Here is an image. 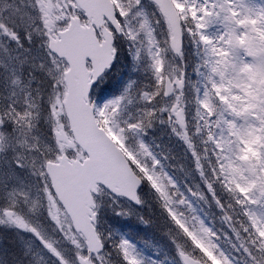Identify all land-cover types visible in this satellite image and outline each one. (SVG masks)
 <instances>
[{
    "label": "snow or ice",
    "instance_id": "6c2138e0",
    "mask_svg": "<svg viewBox=\"0 0 264 264\" xmlns=\"http://www.w3.org/2000/svg\"><path fill=\"white\" fill-rule=\"evenodd\" d=\"M153 2L168 30L163 43L156 37L153 21L145 12L137 10L141 0H120L119 7L113 4L114 20L105 15L102 25L94 21L81 0H30L37 15L29 17L23 35L15 33L13 36L17 48L23 52L9 56L8 64L0 61V76L4 72L10 73L11 84L18 89L11 95L24 96L23 110L15 102L0 104V200L4 201L0 206V225L14 226L33 234L55 257L56 264H145L130 241H112L110 235L99 230L98 222L105 197H110L114 204L119 203L120 198L142 204L139 188L147 182L176 227L174 243L181 264H213L216 259L223 264H264V215L257 211L264 208V154L260 163L255 160L241 163L238 156L232 155V152L242 155L236 147L238 144L243 147L240 137L245 143L250 142L248 133H254L255 127L246 121L245 127L237 132L238 126L229 123L223 112L216 110V101H223L228 95L224 91L225 85L237 93L239 99L246 91L243 73L249 67L264 69V5L255 7L249 5L248 0H225L227 8L221 0ZM222 13L226 25L239 21L241 27L235 32L227 30L217 43L207 35V26L213 19H221ZM245 16L250 18L249 21H245ZM251 20L258 22L255 27ZM77 26L90 28L98 39L106 42L107 55L98 61L93 55H85L82 74L78 77L79 106L86 127L90 125L100 138L96 146L76 139L68 110L73 94L71 81L78 65L64 45ZM186 33L198 44L205 45L210 57L202 64L207 70L204 74L206 82L202 98L197 89L196 102L202 108H197L194 125L190 124L186 112L185 71L182 67L170 66L165 55L170 48L183 56ZM121 36L136 45L137 58L146 43L156 87L152 91H143L138 97L130 84L123 95L98 105L93 97L104 92L111 82V74L117 71ZM25 40L36 47H25ZM37 40H42V45H37ZM240 41H248L249 46L239 47ZM240 52L242 57L238 55ZM26 65L32 69L27 82L23 75ZM165 67L168 74L162 70ZM36 72L42 73L43 78H38ZM34 80H39V87L32 88ZM170 96L174 99L168 103ZM137 103H143L145 107L129 111ZM261 107L264 108V104ZM225 109L234 117L243 114L242 104L225 105ZM42 113L45 122L51 126L50 137L39 127ZM163 114H167V122L173 125L172 131L191 151L196 169L228 222L231 235L225 234L224 239L231 251L221 247L220 234L195 214L196 209L188 196L179 190L161 159L141 138L155 121L165 122L161 119ZM253 124L264 128V111L258 112V120ZM215 128H220L219 134L213 130ZM108 129L121 136L122 151L116 152L119 145L108 140L105 135ZM65 133L72 137L74 147L63 141ZM196 137H202L199 147ZM105 145L111 147L121 166L126 164L124 171L130 169L134 174L127 186L88 181L92 172L103 163ZM53 162L63 167L57 168ZM237 168L248 180L256 182L251 191L237 187L240 175L235 171ZM24 170L34 182L28 183L21 178ZM74 170L83 177L82 191L85 193L75 222L68 212L66 194L59 183ZM217 184L228 194L227 204L217 196ZM189 192L204 198L200 192L191 189ZM38 206L47 214L50 222L47 227L33 219ZM182 206L186 211L181 210ZM116 214L130 213L121 207ZM233 252L241 256L236 257ZM36 255L37 264H42L43 257Z\"/></svg>",
    "mask_w": 264,
    "mask_h": 264
},
{
    "label": "rangeland",
    "instance_id": "374dc122",
    "mask_svg": "<svg viewBox=\"0 0 264 264\" xmlns=\"http://www.w3.org/2000/svg\"><path fill=\"white\" fill-rule=\"evenodd\" d=\"M112 1L117 7L120 6V0H112ZM174 3H177V2H174ZM221 3H224L225 8L228 7L225 0H221ZM248 4L254 5L255 7H260L264 5V0H248ZM137 10L145 12L149 18H150L151 12H153L151 16L154 15V11H153L154 9L148 4L147 0H141L140 8ZM36 15L37 13L35 12L34 7L30 6V0H0V45H2V47H0V61H3L5 64H8L9 56L15 57L17 54L23 52V49L17 48L13 40V36L15 33H21V35H23L22 32L25 30L29 22V17H35ZM244 19L245 21H249L250 18L245 16ZM251 23L253 27H255L258 22L255 20H251ZM207 27H208L207 35L209 37H212L213 39H216L217 43H219L218 38L221 35H223L227 30L231 29L233 32H235V30L240 28L241 25L239 21H237L235 24L226 25L223 19V13H222L221 19H218V20L213 19L212 23L209 24ZM159 35L161 37V41L160 39L159 41L163 43L168 37V30H167L166 24H165L164 29L159 32ZM159 35H158V38H159ZM141 39H143V37H141ZM24 44H25V47H33V48L36 47V45L28 44L26 40L24 41ZM36 44L42 45V40H37ZM128 45L130 46L131 51H134L135 64L138 65L142 63L148 69H152L151 59L147 52L146 43L144 47L141 49L138 58L135 52L136 45H134L130 40H129ZM247 46H249L248 41H240L239 47L243 48ZM168 50L172 52L170 48ZM226 52H230V50L226 49ZM165 55H166V58L170 66H178L177 62H174L172 59L168 57L167 52L165 53ZM238 55L242 57L243 53L240 52L238 53ZM178 57H181V56L179 55ZM228 59L229 61L232 60V56L230 54L228 55ZM162 70L165 71V74H168L166 67L163 68ZM30 71H32V69L30 68V66L26 65L24 73H23L26 79V82H27L28 73ZM35 74L38 78H43L42 73L36 72ZM243 76L246 78L242 80V83L246 85V91L244 92V94L240 96L239 99H237V93L233 92L231 89L227 87V85H225L224 91L228 92V95L225 96L223 101H221L224 107L225 105H232L233 103L242 104L243 114L241 116L234 117L232 113L228 112L226 109L224 110L223 114L229 123L234 122L235 125L238 126L237 132H239L241 128L245 127L246 121H248L250 125H253L255 127L254 133L252 132L248 133L249 137H251L250 142L245 143L244 139L240 137V144H242L243 147L241 148L239 144L236 147L239 149V152H241L242 155H239L236 152H232L231 154L238 156V159L240 160L241 163H250L253 160H255L257 163H260L261 156L262 154H264V128H261L260 126L253 124V122L258 120V112L264 111V108L261 107V105L264 104V69H261L259 67H255V68L249 67L247 72L243 73ZM11 79L12 77L10 73L8 72H4L2 76H0V104L7 105L9 103L15 102L16 106L18 108H21V110H23L24 96L23 94H19L18 96L11 95L13 91L18 92V89L12 86ZM229 79H231V76L229 77ZM39 86H40L39 80L32 81V88H37ZM128 88H129V84L126 85V89ZM185 89H186V86H185ZM185 89H184V92H185ZM203 92H204V89L202 91V95H203ZM115 98L117 97H114L112 99H115ZM170 98H169L170 100L167 101L168 103H171L172 100L174 99V97L172 96ZM112 99H109L107 101H110ZM184 100L187 102V108L190 107V102L187 96H184ZM107 101L96 102V103L98 105H102L103 103ZM43 107H44V112H46L47 105L45 104ZM136 107H138L137 104L131 107L129 111L131 112L136 111ZM199 107L202 108V106L200 105ZM187 108H186V112L188 116ZM234 111H239V110L234 108ZM244 114H247V115H244ZM41 115L42 116H41L40 122L42 121L43 123L39 124V127L43 133H45L48 137H50L51 136V126L45 122L43 113ZM165 117L167 118V114H165ZM157 123L158 125H161V124L163 125V122H161V120H158ZM169 124L171 125V129H172L173 125L171 123ZM42 125L44 126V130H42ZM8 127H9V131H11V125H9ZM105 127L107 128V125H105ZM177 127L179 126L177 125ZM214 131L217 134H219L220 128H215ZM107 133L114 139L116 143H118L119 147L123 150L124 145L121 142V136L118 133L113 132L111 129H108ZM65 135H68V134L65 133ZM172 135L174 139H176L179 143L183 144L187 148V145L183 142V140L180 137H178L173 131H172ZM151 136L152 137L154 136L153 130H150L149 133L148 131H146V134L142 135L141 138L144 141V137L149 138ZM132 146L135 147L134 144ZM187 150L189 149L187 148ZM162 162H164V160H162ZM235 171L240 173L239 180L237 181V187L239 189L245 192H248V191H251L252 188L256 187V182L248 180L245 174L241 172L239 168L235 169ZM21 178L24 179L28 183L34 182L33 178L30 177L29 174L27 173V170H24L21 173ZM173 180L176 182L175 179ZM191 180L194 183L195 190H200V187L202 186L207 188L204 178L200 176L199 171L197 169L195 172L191 174ZM179 190L183 192L180 188ZM151 191L157 194L152 188H151ZM208 193L210 194L209 191ZM35 195L36 193L35 191H33V196ZM185 195L188 196V199L191 201L192 206L195 207L196 209L195 214L202 217L209 227L211 228L214 227L213 230L219 233L216 230V227L213 224L209 216V208L211 207V205H210V202H206V199L208 197L203 195L204 198L201 199L200 197L192 196L191 193L185 194ZM212 203L213 202H211V204ZM3 204H4V201L0 200V206H3ZM199 204L202 205L203 209L199 207ZM121 207L128 210V212L130 213L129 216L134 215L135 218H137V215L131 211L129 206H127L123 202L114 204L111 202L110 197L104 198V203L102 204V207L100 210L105 211L104 214L108 215V212H106L107 209L110 210L111 212L117 213V211ZM181 210L186 211V208L182 206ZM257 211L260 214L264 215V208H258ZM187 215L191 216L193 215V213H187ZM117 216H121V215H117ZM125 216H128V215H125ZM115 217L116 215L113 214L112 218L115 219ZM33 219L38 220L45 227H47L50 223L47 220V214L44 208L39 207V206H38L37 215L33 217ZM219 224L220 225L218 226V229L221 228V232L219 234L220 236L222 235L221 236V247L225 248L227 251H231V248L228 245V242L224 239L225 234L231 235L228 229V222H226L224 217H222L219 220ZM49 231H51V229H49ZM11 233H13L14 236L16 237L15 242L17 244L18 252L11 251L10 247L6 245L7 237H9ZM118 233L120 234L122 239H127L128 241H130L135 246L137 253L140 255V253L137 250L136 245L132 242V240L124 235H121L119 231ZM174 247H176V245ZM36 254H38L39 257H43L42 264H56L55 257H53L49 252H47V250L43 248V246L40 244V241L36 239L33 234L19 230L18 228L14 226L0 225V264H37ZM233 255L236 257L241 256L240 253H235V252H233ZM213 264H223V262L219 259H216L213 261Z\"/></svg>",
    "mask_w": 264,
    "mask_h": 264
},
{
    "label": "trees",
    "instance_id": "16d2710c",
    "mask_svg": "<svg viewBox=\"0 0 264 264\" xmlns=\"http://www.w3.org/2000/svg\"><path fill=\"white\" fill-rule=\"evenodd\" d=\"M148 4L154 9L151 12L150 18L153 21L155 34L157 39L161 41L159 32L164 29L165 22L159 13L158 8L147 0ZM177 2V0H173ZM159 23H156V21ZM159 38H158V35ZM129 40L121 36L118 40V65L117 71L111 74V82L103 93L93 97L95 102H102L119 97L124 94L126 85H132L139 97L143 91H152L156 87V79L152 69H148L144 64H135L134 51H131L128 45ZM167 54L170 59L178 63L186 74V89L185 96L188 97L190 107H188V119L190 124H195L198 95L197 89L200 90L202 96L203 85L205 81L206 69L202 67L203 62L209 59V55L205 50V45L198 44L187 33L184 37L183 56L177 57L167 49ZM144 56V55H143ZM170 99H167L169 101ZM137 108H143L145 105L137 103ZM217 112H223L225 107L221 101H216ZM133 112V111H132ZM135 112V111H134ZM163 125H158V120L153 123V126L147 129L154 131V136L145 138L144 141L151 147L158 158L164 160L167 172L176 180L177 185L185 194H190L189 189L193 192H200L207 196L206 202H210L209 216L220 233L221 228L218 229L219 220L224 217L222 210L217 206L215 198L208 193L207 188L200 187V190L194 189V183L191 180V174L196 171L195 160L191 151L173 138L171 125L167 122L165 114L162 115ZM43 122L41 121L40 124ZM42 130L44 126L42 125ZM214 130V129H213ZM46 131V130H45ZM49 133V132H48ZM197 147L200 146L202 137H196ZM166 158V159H165ZM141 191L139 192L143 203L140 208H135L128 202L120 199L130 207L131 211L137 215L132 216H117L116 212L106 210L108 215H105L103 210L99 213L98 228L101 232L110 235L112 241H119L122 239L121 235L129 237L136 245L141 257L147 264H181L177 257V248L174 247V238L176 237V227L170 220L167 212L162 207V203L157 194L151 191V186L145 182ZM217 196L227 204L229 201L228 194L223 188L216 185ZM211 195V196H210ZM211 202H213L211 204ZM208 206V205H207ZM199 207L203 209L202 205ZM116 215L115 219L112 215ZM213 227V225H212ZM214 228V227H213ZM222 236V235H221ZM13 233L7 237L6 245L10 247L11 251L18 252L17 244L15 242ZM20 253V252H19Z\"/></svg>",
    "mask_w": 264,
    "mask_h": 264
},
{
    "label": "water",
    "instance_id": "95a60500",
    "mask_svg": "<svg viewBox=\"0 0 264 264\" xmlns=\"http://www.w3.org/2000/svg\"><path fill=\"white\" fill-rule=\"evenodd\" d=\"M153 2V0H151ZM154 3V2H153ZM82 6H84L92 14V18L98 25L104 23L103 17L107 15L110 19L114 20L113 17V2L111 0H81ZM155 4V3H154ZM107 32V29H105ZM106 42L100 41L95 32L91 31L86 26H77L69 41L64 45L67 50H70L74 61L76 62L77 72L71 81V87L73 94L71 96V103L69 105V116L73 121V131L76 132L77 140H86L89 144L96 146L100 143V138L89 125L86 127L84 118L82 116V110L78 102V86H79V75L82 74L83 69V57L85 55H93L96 60H100L107 55ZM184 48V45H183ZM173 51V50H172ZM173 53L177 56L174 51ZM108 140L115 144L113 140L105 133ZM63 141L68 142L67 136L64 134ZM69 146H74L72 142H68ZM104 160L103 163L92 174L88 177V181H105L112 184H119L122 187L127 186L131 183V177L134 174L130 169L127 172L124 171L126 164H121L116 160L115 155L110 146L105 145L104 147ZM121 150L117 147L116 152ZM57 168L63 167L62 164H55ZM57 182V181H54ZM62 190L66 194V206L68 212L72 214L73 222L76 221L78 216V210L84 203L85 193L82 191L83 177L78 171H73L66 178L59 180ZM143 184L140 186L142 188ZM127 199V198H125ZM133 205L139 207L135 202L127 199ZM82 226V225H81Z\"/></svg>",
    "mask_w": 264,
    "mask_h": 264
}]
</instances>
